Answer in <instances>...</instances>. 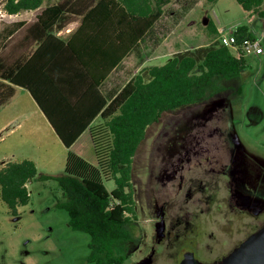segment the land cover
<instances>
[{"label": "rangeland", "instance_id": "374dc122", "mask_svg": "<svg viewBox=\"0 0 264 264\" xmlns=\"http://www.w3.org/2000/svg\"><path fill=\"white\" fill-rule=\"evenodd\" d=\"M207 16L224 33L239 24L250 26L259 37L260 51L245 56L247 66L237 79L225 83V91L163 112L158 122L146 128L132 161L136 214L132 230L137 243L123 264H142L150 257L152 264H173V258L178 259L196 240L192 226L200 233V259L212 261L264 225V16L244 11L236 0H171L153 29L159 41L151 34L149 48L117 74L115 83L120 87L143 66L161 65L178 51L209 44ZM1 18L0 13L3 23ZM36 127L41 124L26 123L0 142V168L3 157L7 161L29 158L39 172L61 174L70 152L94 169L95 178L100 177L90 140L77 153L68 151L56 136H48L44 142L49 147L42 153L43 141L33 131ZM6 145L12 146L3 155L1 147ZM199 152L203 158L208 153L218 159L208 172L213 184L195 190L225 194L230 201L228 217L207 215L208 206L199 199L204 193L190 197L184 182L195 165L192 155ZM206 174L201 175L208 179ZM102 182L108 191L115 187L110 176ZM58 188L54 180H32L27 184L29 202L17 207L16 216L0 198V264H94L87 261L89 235L71 229L66 211L54 206L61 194ZM177 210H182L180 226L174 218Z\"/></svg>", "mask_w": 264, "mask_h": 264}, {"label": "trees", "instance_id": "16d2710c", "mask_svg": "<svg viewBox=\"0 0 264 264\" xmlns=\"http://www.w3.org/2000/svg\"><path fill=\"white\" fill-rule=\"evenodd\" d=\"M171 0H98L84 17L101 12L126 21L119 27L118 42L126 54L145 33L153 28ZM213 2L216 0H207ZM248 13L264 16V0H236ZM9 14L35 9L42 0H2L0 4ZM68 0L46 6L38 21L50 27L67 7ZM116 5L120 8L116 9ZM122 11L119 15L118 12ZM209 44L178 51L164 64L143 67L134 74L107 102L100 99L86 123L60 125L54 122L34 90L11 75L12 83L25 86L51 122L65 147H69L96 114L103 122L89 126L94 155L100 177L81 157L70 153L63 173L39 172L34 161L7 162L0 168V198L16 216L17 207L29 202L27 184L32 180H54L60 198L54 206L66 211L68 226L89 235L87 261L94 264H123L136 246L132 230L136 219L132 190V161L138 146L145 137L146 128L158 122L163 112L196 104L225 91L227 81L237 79L247 66L243 56L236 57L229 45L219 38V31L207 16L205 24ZM235 43L258 39L246 24H239L233 32ZM121 58V57H120ZM120 60V59H119ZM103 75L93 82L96 87ZM110 176L115 187L108 191L102 182ZM133 244H135L133 246Z\"/></svg>", "mask_w": 264, "mask_h": 264}, {"label": "crops", "instance_id": "0c3cea01", "mask_svg": "<svg viewBox=\"0 0 264 264\" xmlns=\"http://www.w3.org/2000/svg\"><path fill=\"white\" fill-rule=\"evenodd\" d=\"M62 1L42 0L41 5L35 9L12 14L7 13L2 8L3 4H0L3 20L0 23L1 144L11 135L20 132L26 123L41 124V128L36 127L33 131L35 137H38L36 139L43 141L42 153L49 147L44 142L48 136L53 139L56 136L60 140L30 91L25 86L12 83L9 78L11 75L34 90L54 122L60 125H79L86 123L100 99L104 98L108 102L138 72L120 87L115 83L117 74L126 69L127 64L138 57L142 50L149 48L147 43L151 34L153 39L159 41L153 29L164 15L166 5L153 28L123 55L118 33L119 27L128 26L126 21L121 23L118 16L101 12L90 14L91 18L84 17L98 0H68L67 7L56 21L44 28L38 21V14L46 6L57 5ZM117 8L120 6L116 5ZM103 75H106L104 80L94 87L93 82ZM101 122L103 119L99 112L74 142L66 147L67 150L80 153L81 145L90 140L94 153L89 126ZM11 146L1 147V154L6 155ZM6 159L1 158V168L10 162ZM93 161L96 163V160Z\"/></svg>", "mask_w": 264, "mask_h": 264}, {"label": "flooded vegetation", "instance_id": "af4514ba", "mask_svg": "<svg viewBox=\"0 0 264 264\" xmlns=\"http://www.w3.org/2000/svg\"><path fill=\"white\" fill-rule=\"evenodd\" d=\"M192 156H193V159L195 161V165L191 166V168L188 170V171H190V173H189L190 177L186 178L187 182H184L186 187L190 190V197H193L192 195L199 191V190H195L198 185L200 188H204V187H210L209 185L213 184L212 181H214V180L213 179L210 180L208 178V172L214 170L212 162L217 158V157L214 158L213 155L208 154V153L206 154V157L203 158L202 155L200 154V152L199 153H193ZM208 161H210L209 164H208ZM199 162H201L200 165H199ZM201 174H206L205 176L208 179H205ZM230 182L232 184L231 179H229V183ZM199 192L204 193V195H206V196L199 197V199L202 200V202L206 206H208V208L206 209L207 215L211 216L212 218H214V214H221L222 217H228L229 216L228 214H229V209H230V201H229V198L227 196H225V194L218 195L215 193L214 190H210V189H207L205 191H199ZM237 198H239V197H237ZM213 203L217 204L215 206V208L212 206ZM177 212H178V215H176L174 218H177V221L179 222L178 224L180 226V223H182L180 218L182 216H179V214H182V213H180V212H182V210L181 211L177 210ZM161 214L164 215L165 212L162 211ZM172 220H171V224L173 223ZM174 221H175V219H174ZM186 222H188V221H186ZM192 227H193V231L197 234L196 240L193 243H191L192 245L189 244L188 245L189 247L186 250L182 251V254L178 257V259L173 258V261H172L173 264H179L186 252L193 253L196 261L203 263V264H212L225 255L224 254L220 257L218 256V257L212 259V261L203 262L197 253V245H198V240H199L198 235L200 233L198 230L196 231L197 226H195V227L192 226ZM152 262H153V258L150 257V258L146 259L142 264H152Z\"/></svg>", "mask_w": 264, "mask_h": 264}, {"label": "water", "instance_id": "95a60500", "mask_svg": "<svg viewBox=\"0 0 264 264\" xmlns=\"http://www.w3.org/2000/svg\"><path fill=\"white\" fill-rule=\"evenodd\" d=\"M179 264H203L186 252ZM212 264H264V225Z\"/></svg>", "mask_w": 264, "mask_h": 264}, {"label": "built area", "instance_id": "2783aa9c", "mask_svg": "<svg viewBox=\"0 0 264 264\" xmlns=\"http://www.w3.org/2000/svg\"><path fill=\"white\" fill-rule=\"evenodd\" d=\"M236 30V27L228 31L227 33L219 31L218 38L226 45H229L236 57L249 55L254 52L260 51L261 43L259 39L253 41H246L242 45H237L233 36V32Z\"/></svg>", "mask_w": 264, "mask_h": 264}]
</instances>
